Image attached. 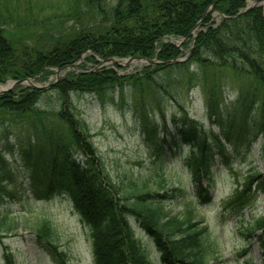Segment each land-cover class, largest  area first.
I'll return each instance as SVG.
<instances>
[{
	"label": "trees",
	"instance_id": "16d2710c",
	"mask_svg": "<svg viewBox=\"0 0 264 264\" xmlns=\"http://www.w3.org/2000/svg\"><path fill=\"white\" fill-rule=\"evenodd\" d=\"M261 1L87 0V4L95 5L103 20L94 27H73L65 37H50V45L43 48L10 41L0 26V85L26 79L42 81L49 70L72 66L85 54V63L91 64H98L97 59L134 57L160 63L146 66L130 77L118 76L113 69L69 74L52 87L58 96L59 111L55 115L57 126L50 128L36 118L44 91L26 88L1 95L0 205L12 198L13 191H24L17 184L24 175L34 191L42 190L35 195L42 200L58 196L69 200L89 229L94 264H155L137 233L148 239L160 264H205L206 241L202 237L206 227L199 228L200 223H195V207L186 205L180 215L172 216L166 210L167 201L177 197L172 192L180 195L181 190L167 191L163 183L153 190L148 181L123 193L117 190L90 141V132L72 107L70 94L102 97L104 93L117 92L108 104L115 106L122 101L119 91L125 87L138 90L144 99L147 91L166 93V83L185 77L188 83L192 81L188 89L198 85L208 121L218 127V134L208 135L204 125L185 115L175 122L172 131H159L149 124L144 110L136 119L157 162L164 163L182 148L187 149L183 168L195 186L196 200L199 205L210 203L208 188L218 160L227 161L226 147L237 149L250 130L254 140L264 135V5L247 9L248 2ZM214 14L219 17L216 24L212 22ZM100 26L106 28L98 32ZM191 32L193 36L181 44L188 49L187 61L174 62L180 51L170 41L185 40ZM219 71L228 72L225 73L229 78H225L229 83ZM225 92L234 96L230 104ZM16 125L27 139L21 143L17 135L13 136L11 145L1 131L13 135L8 129H15ZM9 144L14 168L3 151ZM8 183L14 186L8 189ZM251 186L264 197V177L254 173L238 188L224 214L242 216ZM23 224L25 227L11 218L8 210L0 208L2 237L17 236L14 233L19 227L26 228L39 252L55 264L65 263L52 243L48 219L39 217L31 224ZM241 235L246 239L254 237L264 254V213ZM2 262L19 264L9 246L2 247Z\"/></svg>",
	"mask_w": 264,
	"mask_h": 264
},
{
	"label": "rangeland",
	"instance_id": "374dc122",
	"mask_svg": "<svg viewBox=\"0 0 264 264\" xmlns=\"http://www.w3.org/2000/svg\"><path fill=\"white\" fill-rule=\"evenodd\" d=\"M109 1L107 0V3ZM252 5L253 2H248V6ZM102 20L103 16L97 12L95 5L87 4V0H0V26L3 27L6 37L14 43L35 45L38 48L49 46L51 40L47 39L50 37H65L71 34L73 27H94ZM212 22L215 24L219 22L218 15L212 16ZM105 28L100 26L97 31L102 32ZM170 42L180 51L176 61L186 62L188 49L181 46L182 40ZM86 57V54L83 55L82 59L71 67L49 70L42 81L23 82L18 87H13L14 82L8 81L0 85V96L14 93L17 89L44 91L37 105L39 113L36 118L42 119L50 128L57 126L55 115L59 111L58 96L52 87L69 74L113 69L118 76L130 77L139 74L148 65L145 61L126 64L127 60H116L121 66H114L115 64L100 59H97L98 64H91L85 63ZM221 72L224 78L225 76L229 78L227 71H219ZM227 78L226 83H229ZM159 83L164 82L160 80ZM191 84L192 81L188 83L186 77L182 81L174 80V83L165 84L166 93L147 91V98L144 99L138 90L125 87L119 91L123 95L122 101L115 106L108 104L112 99L110 97H116L117 92L104 93L102 97L71 93L70 100L78 118L90 132V141L117 190L126 192L142 181H148L152 190L159 183H163L167 191L181 190L180 195L172 192L177 197L167 201L166 210L175 216L180 215L186 205L195 207V223H200L199 228L206 227L202 237L206 241L205 264H264L263 250L257 240L254 237L246 239L241 235L254 221L263 216V195L251 186V193L246 197L242 216L224 214L227 204L250 175L258 173L264 177V135H259L254 140L252 135L254 132L250 130L244 144L237 149L226 147L227 161L218 160L212 185L208 188L212 201L205 205L198 204L194 194L195 186L191 184L183 168L187 149L182 148L172 159L166 158L165 162L161 163L154 160L144 141L136 119L137 116H141L142 110L148 113L149 124L155 125L159 131L164 128L172 131L176 126L175 122L185 115L204 125V132L208 135L211 132L219 133L218 127L208 121L206 105L198 85L188 89ZM227 92L225 98L230 104L234 96ZM18 127L16 125L15 129H8L14 132L13 135L12 133L6 135L5 130L1 131L11 145L15 141L13 136L16 135L19 142H26V133ZM11 145L3 147V151L7 161L14 168L16 165L9 154ZM15 175L19 179L17 172ZM17 184L23 186L24 191L20 193L13 191L12 198L2 202L3 206L0 205V208L8 210L11 218L17 219L24 227L23 223L31 224L39 217L48 219L52 225V243L56 250L61 252L64 264H94L89 229L82 223L69 200L60 196L42 200L35 196L42 190L34 191L24 175ZM13 186L8 183V189ZM14 234L17 236L0 235V264H3V246L10 247L19 264H55L47 255L35 248L33 238L28 235L26 228L19 227ZM137 235L150 261L160 264L157 253L148 239L139 233Z\"/></svg>",
	"mask_w": 264,
	"mask_h": 264
},
{
	"label": "water",
	"instance_id": "95a60500",
	"mask_svg": "<svg viewBox=\"0 0 264 264\" xmlns=\"http://www.w3.org/2000/svg\"><path fill=\"white\" fill-rule=\"evenodd\" d=\"M191 35V34H190ZM189 35V36H190ZM189 36H188V38H189ZM137 60H141L140 58H133V59H131L129 62H131V61H137ZM148 63L149 64H154L155 62H153V61H148ZM22 84V82L21 81H19V82H16L15 84H14V86L13 87H18L19 85H21ZM11 90V89H10Z\"/></svg>",
	"mask_w": 264,
	"mask_h": 264
}]
</instances>
